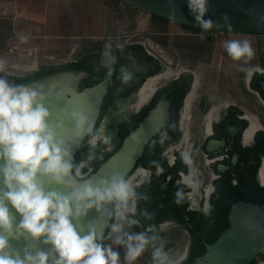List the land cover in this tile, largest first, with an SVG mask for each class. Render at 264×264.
Segmentation results:
<instances>
[{
  "label": "flooded vegetation",
  "instance_id": "obj_1",
  "mask_svg": "<svg viewBox=\"0 0 264 264\" xmlns=\"http://www.w3.org/2000/svg\"><path fill=\"white\" fill-rule=\"evenodd\" d=\"M92 44L85 48H75L73 58L71 55L66 62L35 59L29 66L5 63L0 76L9 83L18 85L27 77L48 70L50 65L59 66L72 62L83 67L77 70L88 73L79 87L88 77L108 81L101 113L93 133L103 124L109 143L104 144L98 140L93 146L88 142L91 136L86 137L76 155V166L83 165L81 177L86 176L94 163L101 160L122 135L133 127L134 121L149 108L158 94L161 98L156 100L155 105L164 99L170 102V121L164 128L166 131L163 129L159 134L162 136L165 132H173L176 137L165 147L154 142L142 162L146 165V159L154 162L157 158L159 162H164L157 166L158 172L161 173L163 168L164 173H168L170 168L176 170L175 184L181 190L169 191L167 204L161 205L159 200L155 213L159 214L162 206L167 210L171 206L172 210L183 214V221L170 211V217L160 223L156 231H152L149 226H142L144 229L141 233L155 237L148 244L153 251L163 245L162 250L167 254L169 264H180L190 258L194 243L191 213L208 218L212 213V196L217 193L219 186L223 193L220 203L223 202L229 210L238 201L264 204V55L261 54L257 42L253 56L247 61L244 60L241 70H235L239 66L235 63L228 64V69L222 66L226 69L223 72L226 73L225 76L233 78V85L230 87L223 83L224 75L220 72L223 68H220V63L215 71L199 65L180 67L174 56L169 58L166 54H161V50L154 52L153 47L142 46L135 39L111 40L100 48L91 46ZM156 46L166 52L159 44ZM106 49L116 57L109 78L107 69L101 66L102 53ZM229 59L231 58L226 60ZM121 68L132 74V79L127 83L122 81ZM229 69L231 70L228 71ZM167 75V80L161 82ZM233 89L235 90L232 91ZM166 90L173 93L171 98L162 97ZM184 105H187V118L181 123ZM210 140L223 143L208 150ZM184 154L190 156V166L183 161ZM142 162H138V168L127 180L135 192L134 199L129 202L135 208V213L146 191L145 185H148L151 178L148 166ZM85 167L88 168L87 172H84ZM171 179L169 174L167 180ZM193 183L197 184L195 188L191 186ZM178 191L181 193L180 203L176 202L179 199L176 195ZM205 209L208 211L205 212ZM130 215L129 218L133 217ZM174 229L181 234L178 240L172 239ZM258 260L263 261L264 258H256V264Z\"/></svg>",
  "mask_w": 264,
  "mask_h": 264
},
{
  "label": "clouds",
  "instance_id": "obj_2",
  "mask_svg": "<svg viewBox=\"0 0 264 264\" xmlns=\"http://www.w3.org/2000/svg\"><path fill=\"white\" fill-rule=\"evenodd\" d=\"M209 2L186 0L189 13L202 29V38L214 26L211 19H205ZM27 39L26 35L20 36L21 42ZM224 48L234 61H247L253 56L247 40H229ZM115 63L116 57L106 49L101 66L107 69L108 77ZM3 65L0 60V71ZM121 73L124 83L132 79L126 69L121 68ZM62 99L57 94V101ZM48 100L38 86L11 84L0 76V264H120L119 253L102 243L103 229L89 224L85 232L76 226L88 210L95 208L99 212L110 203L115 205L114 216L119 222L111 224L109 235L115 234L113 244L125 248V264H134L155 237L123 231L125 225L130 228L135 223L129 219L130 214L135 215V208L129 205L135 197L133 187L118 173L95 183H78L83 165L74 169L72 163L69 144L84 135L91 136L88 142L93 146L98 140L109 143L103 124L93 133L94 122L79 109L69 111L68 101L53 120ZM69 119L73 122L71 129L65 124ZM182 159L191 165L189 155L184 154ZM191 186L195 188L197 184ZM176 195L180 203L181 193ZM22 236L51 248L33 254L25 246L21 256L11 249L9 241ZM162 249L163 245L154 249L153 264H169Z\"/></svg>",
  "mask_w": 264,
  "mask_h": 264
},
{
  "label": "water",
  "instance_id": "obj_3",
  "mask_svg": "<svg viewBox=\"0 0 264 264\" xmlns=\"http://www.w3.org/2000/svg\"><path fill=\"white\" fill-rule=\"evenodd\" d=\"M122 1L172 22L201 29L189 13L186 0ZM207 7L208 12L205 19H211L214 22V26L208 31L264 35V0H210ZM225 17L227 23H225ZM148 42L150 43L151 40ZM87 75L88 73L82 70H66L38 78L28 85L38 86L48 95L53 120L68 101L71 103L69 111L74 108L83 111L94 122L95 127L107 92L108 81L103 80L79 90V84ZM57 94H60L63 99L57 101ZM182 111L181 123L187 118V105H184ZM169 121L170 102L164 99L147 112L137 127L125 136L121 146L111 156L89 176L81 177L78 183H83L84 180H91L95 183L101 178L107 179L117 173L128 180L138 168V162L146 146L168 125ZM65 124L69 129L73 126L70 119L66 120ZM87 136L88 134L69 144L73 164ZM221 143L223 142L210 140L208 150H212ZM114 212L115 205L111 203L103 205L99 212L95 208L90 209L85 217L76 222V226L83 228L86 232L87 226L93 224L98 230L103 229L106 239L110 237L111 224L116 223ZM129 219L135 221L133 225L143 226L138 219L134 217ZM18 221L19 215L17 214L16 222ZM127 227L125 225L123 230ZM9 243L11 249L19 251L21 256L25 246L33 254L36 251L48 252L51 248V245H45L39 240L34 241L30 237L23 236L19 240H10ZM258 257L264 258V204L238 201L230 207L227 228L215 241L206 243L203 254L196 257L190 264H251ZM258 264H264V260H258Z\"/></svg>",
  "mask_w": 264,
  "mask_h": 264
},
{
  "label": "rangeland",
  "instance_id": "obj_4",
  "mask_svg": "<svg viewBox=\"0 0 264 264\" xmlns=\"http://www.w3.org/2000/svg\"><path fill=\"white\" fill-rule=\"evenodd\" d=\"M55 0H50V6L52 4L53 10L48 12V18L50 21L49 28H45V32L47 30L51 31H58L62 32L63 35H69L75 37V39L71 40H62L64 42H67L69 45H73L74 42H77L78 48H85V46H88L89 44L93 43L91 46L94 45L98 46V48L101 47L102 44L108 42V41H121L125 39H135L140 41L143 45L142 46H151L154 49V52H159L161 50V54H166L167 57L171 58L174 56L176 59V63H179V66L188 67L190 65H199L200 67H209V69H212L215 71V68L220 63V68H227V65H233L235 63L236 66L235 70L237 71L240 69V66L244 64V59H241L240 61H234L233 59L226 60L229 56L227 52L225 51L224 45L229 40H247L252 50L256 48V43L258 42V38L253 35H239V34H230L226 32H217V31H210V32H204L203 38L201 37L202 31H195L190 30L186 31L183 30L182 27L178 25V23L171 22L169 24H164L167 26V31L169 33V39L166 45H162L160 43H157L154 40V36H160L156 33L159 32L157 29H153L151 25L154 24V19L151 16L150 13L139 10L136 15V22L135 26H132L129 24L132 29L131 33H127L125 35H117V36H108L106 33L103 35V30L105 28L108 21V16L110 12L108 11L105 6L101 5V2H98V0H58L57 1V7L59 9V12H61V18L60 21H56V5ZM94 2H97L98 4L94 5ZM103 7V8H102ZM0 8V13L2 12ZM37 18L39 22L42 20L43 14L37 13ZM23 16H20V20L23 19ZM54 24H59L57 29L53 30V28H50ZM155 26V25H154ZM163 25L159 26L158 29ZM39 32H43V26L40 24ZM50 34V33H49ZM192 34V35H191ZM207 35V36H205ZM88 36V38H87ZM77 37V38H76ZM85 37L88 39L90 43L85 42ZM162 38V37H161ZM151 40L149 43L148 41ZM188 41L189 44H192L193 42L198 44H203L202 50H196L192 48H186L183 47L181 44L183 41ZM54 41V40H52ZM160 45L161 47L166 50V52H163V49L157 47L156 45ZM74 48V49H75ZM89 48V47H87ZM93 48V47H92ZM10 50V51H9ZM5 49L3 51H0V60H2L5 63H13L14 64H20L29 66L33 63V61L36 59L42 60L44 62H66L63 60L64 57H66V60H68V57L71 56V48L65 49L62 51L61 55L59 52H55L52 54H56L52 57H49V55L43 53L42 51L36 54L28 55L29 52H27L24 55H19L17 53L24 51H16L14 49ZM21 53V54H22ZM65 56H62V55ZM73 58V55H72ZM23 59V60H22ZM8 61V62H7ZM14 61V62H13ZM192 61V62H191ZM234 61V62H233ZM227 62V63H226ZM202 63V64H200ZM223 66V67H222ZM225 68L220 69V72L223 73ZM228 69V68H227ZM229 69L228 71H230ZM233 70V69H232ZM228 74V73H227ZM223 83L225 86L232 87L233 85V78L232 77H226V73H223ZM226 75V76H225ZM237 75V74H236ZM168 78V75L165 76L161 82L166 81ZM231 79V80H229ZM229 81V82H228ZM242 82H244V79H242ZM243 84V83H242ZM222 85V84H221ZM237 83L235 84V86ZM233 89L232 91H234ZM231 91V92H232ZM145 250L147 251L148 256L145 260H148L147 263L144 264H153V250L149 245H146ZM120 264H125V261H121ZM134 264H143L140 260H136Z\"/></svg>",
  "mask_w": 264,
  "mask_h": 264
},
{
  "label": "trees",
  "instance_id": "obj_5",
  "mask_svg": "<svg viewBox=\"0 0 264 264\" xmlns=\"http://www.w3.org/2000/svg\"><path fill=\"white\" fill-rule=\"evenodd\" d=\"M98 2H101L106 6L108 11L110 12L108 16V21H107V27H106V34L108 36H117V35H125L131 33L132 29L129 27L131 24L132 26H135L136 22V15L137 12L140 10V8L131 5L127 2H124L122 0H98ZM151 16L154 19V24L151 25L153 29H157L156 34L160 36H154V40L157 43H160L162 45H166L169 39V31L167 29V26L164 24H169L172 21L157 16L155 14H151ZM2 25V24H0ZM155 25V26H154ZM163 25L160 30L158 29L159 26ZM180 27L183 28V30L190 31V30H195V31H202V29H197V28H192L189 26L181 25L178 24ZM3 26V25H2ZM10 25H8L9 27ZM7 27V28H8ZM3 31L6 33V29L0 30V37L4 36ZM2 32V33H1ZM205 32H210V31H205ZM162 37V38H161ZM258 38V43H259V49L261 54L264 55V35H258L256 36ZM183 47L186 48H192L193 49H198L202 50L203 49V44H198L193 42L192 44H189L188 41H183L181 44ZM264 57V56H263ZM83 68L81 66L76 65L75 63H64L60 64L59 66H52L50 65L48 67V70H42V72H39L37 74H34L32 76L27 77L23 82H20V84H29L33 82L34 80L46 76L51 73L55 72H62L66 70H77ZM109 78V77H108ZM102 78H91L88 77L83 81V85L79 87V90H82L84 87L87 86H92L97 84ZM11 81V80H10ZM163 92V91H162ZM166 93L162 95L164 98H171L173 93L171 91H165ZM159 95V94H158ZM156 96V99L154 102L147 108L135 121L134 125L131 129L127 130L125 134L122 135V137L119 139V141L116 143V145L106 154L103 155L102 159L99 160L98 162H95L94 165L91 167V170L86 174V176H89L91 173H93L109 156H111L122 144V141L124 137L129 134L134 128L137 127L138 122L145 116V114L148 112V110L152 107H154L156 100H159L161 97ZM166 131V129H164ZM164 131V132H165ZM161 134H158L153 140L150 141V144L147 145L146 150L139 161L140 163L142 162V159H144L146 153L151 146L154 144H160L163 147L167 146L170 142H172L176 135L173 132H168L162 136ZM146 165L147 168L150 170V180L148 181V185H145V192L143 194L142 199L138 203V209L135 213V215H130L133 216L136 219H139L143 226L146 228L147 226L152 228V231H156L158 229V225L164 221H166L170 217V211H172L176 217L180 220L183 221L182 217L183 214H179L176 211L171 209V206L169 210L165 209L164 206L161 207L159 210V214L155 213V206L158 205V201L160 200V204L162 205L163 203L167 204V197L169 195V191L173 192V190H181L180 186H177L175 184V179L177 178L176 175V170L171 169L168 171V173H164V168L162 169V172H158L157 166H159L161 163L164 162H159L157 158H155L151 162L147 160ZM74 169L75 166L77 165V156L75 157L74 161ZM184 169L187 170L186 166H184ZM88 168H84V172H87ZM171 175L172 179L170 181L167 180V176ZM220 186L217 190V193L212 196L211 202H212V213L208 218H204L197 213H191L190 220L193 225L192 235H193V247L191 251V256L188 260H184L180 264H190L196 257L200 256L203 254L205 251V242L206 243H212L215 241L218 236L221 234V232L227 227V214L229 211V207L224 206L223 202L220 203V197L222 196V192L220 191ZM164 194L166 195L164 197ZM182 221H178L183 223ZM144 229L143 227H140L138 225H132L130 228L128 227L126 232L129 233H141V230ZM113 234L112 236L104 239L102 243L107 244L113 248L114 251H117L120 256V262L124 261L125 257V248L122 245H116L113 244L112 240L114 238ZM180 232L177 230H172V239L173 240H178L180 238ZM203 240L205 242H203ZM148 256L147 251L144 250V252L137 258V260H140L143 264L147 263L148 260H145L146 257ZM252 264H256L255 260L252 262Z\"/></svg>",
  "mask_w": 264,
  "mask_h": 264
},
{
  "label": "crops",
  "instance_id": "obj_6",
  "mask_svg": "<svg viewBox=\"0 0 264 264\" xmlns=\"http://www.w3.org/2000/svg\"><path fill=\"white\" fill-rule=\"evenodd\" d=\"M57 1L58 0H55L54 2L56 5V21H60L62 15L57 7ZM96 4L98 3L94 2V5ZM101 5L105 6L104 4H100V6ZM0 8H2V12L0 13V24L3 25H0V30L6 29L7 31L6 33L3 31L4 36L0 37V51L5 49L9 50L10 48L18 52L24 51V53H17L20 56H25L27 52H29L28 55H31L42 51L43 53L49 55V57H52L56 55L52 53L59 52L61 55L62 51L71 48V55H73L77 42H74L73 45H69L67 42L62 40H71L75 39V37L63 35L62 32L58 31L50 32L47 30L45 32V28H49L50 26L48 12L53 10L52 4L50 6V0H0ZM37 13L38 17L39 14H43L40 22L38 21L40 19L36 16ZM20 16H23L24 18L20 20ZM40 24L43 26V32H39ZM8 25L10 26L8 27ZM58 25L59 24H54L50 28L55 30ZM105 33L106 30L104 28L103 35ZM22 34L28 37L26 42L20 41V36ZM87 38L85 37L84 39L86 45L87 43H90L88 41L89 38ZM78 46L76 48H78ZM62 56L65 55L63 54ZM63 60H66V57H64Z\"/></svg>",
  "mask_w": 264,
  "mask_h": 264
}]
</instances>
